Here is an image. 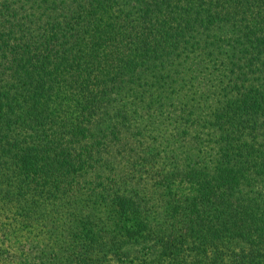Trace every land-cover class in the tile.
Returning a JSON list of instances; mask_svg holds the SVG:
<instances>
[{
    "label": "trees",
    "instance_id": "16d2710c",
    "mask_svg": "<svg viewBox=\"0 0 264 264\" xmlns=\"http://www.w3.org/2000/svg\"><path fill=\"white\" fill-rule=\"evenodd\" d=\"M0 264H264V0H0Z\"/></svg>",
    "mask_w": 264,
    "mask_h": 264
}]
</instances>
